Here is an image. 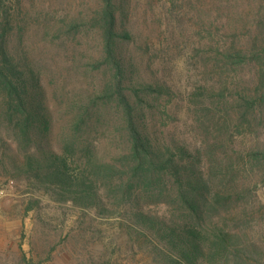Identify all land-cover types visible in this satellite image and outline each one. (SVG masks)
<instances>
[{"label": "trees", "instance_id": "obj_1", "mask_svg": "<svg viewBox=\"0 0 264 264\" xmlns=\"http://www.w3.org/2000/svg\"><path fill=\"white\" fill-rule=\"evenodd\" d=\"M120 2L104 0L91 17L100 24L103 46L93 67L107 69L109 77L79 103L75 123L102 122L106 109L120 115L127 148L103 157L93 143L81 155L73 144L62 151L40 145L53 111L33 67L18 62L5 42L7 12L0 0V120L11 131L6 135L0 126V168L7 175L27 173L60 201L124 217V233L151 243L150 264H256L264 252L244 228L253 211L242 202L253 196L248 182L256 181L264 162V48L220 50L212 57L215 84L192 85L185 107L171 98L162 102L166 83L136 75L127 45L133 36L120 21ZM247 63L253 66L250 83L238 79ZM149 110L157 114L153 127ZM173 118L193 125L195 133H173ZM248 136L255 138L249 146Z\"/></svg>", "mask_w": 264, "mask_h": 264}, {"label": "rangeland", "instance_id": "obj_2", "mask_svg": "<svg viewBox=\"0 0 264 264\" xmlns=\"http://www.w3.org/2000/svg\"><path fill=\"white\" fill-rule=\"evenodd\" d=\"M103 2L4 0L9 31L5 42L18 62L33 67L53 111L52 128L40 141L48 149L62 151L73 144L81 155L93 143L98 155L108 157L127 148L123 121L115 110L106 109L102 122L75 126L79 103L109 77L107 69L93 67L103 46L100 24L93 25L91 17ZM120 7V21L133 36L127 45L137 62L136 75L156 76L166 83L169 91L161 96L162 102L171 98L185 107L183 98L192 85L215 84L219 76L212 71V57L220 50L234 45L249 51L264 48V0H121ZM74 19L83 25L72 26ZM252 69V63L245 64L238 79L252 82ZM156 115L149 110L151 127L158 121ZM183 123L170 119L171 131L180 136L195 133L193 125ZM0 126L6 135L11 133L1 120ZM250 135L257 137L258 132ZM259 138L264 146V127ZM254 140L248 136L247 145ZM10 152L22 160L18 150ZM257 167L256 181L248 182L253 196L242 202L253 211L244 228L264 252V162ZM10 180L13 186L8 185ZM2 185L6 193L0 197V264L152 262L151 243L124 233V217L102 216L72 201H60L52 190L37 187L27 173L7 175L0 168ZM30 204L34 208L27 210ZM257 257L256 264H264V253Z\"/></svg>", "mask_w": 264, "mask_h": 264}, {"label": "built area", "instance_id": "obj_3", "mask_svg": "<svg viewBox=\"0 0 264 264\" xmlns=\"http://www.w3.org/2000/svg\"><path fill=\"white\" fill-rule=\"evenodd\" d=\"M9 186H13L14 185V180H10L9 183H8ZM6 193V186L5 185H2L0 187V197H2L3 195H5Z\"/></svg>", "mask_w": 264, "mask_h": 264}]
</instances>
